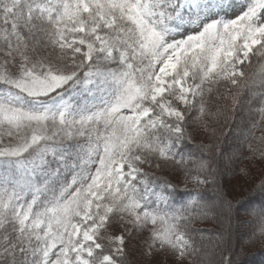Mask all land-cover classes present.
<instances>
[{"label": "snow or ice", "instance_id": "1", "mask_svg": "<svg viewBox=\"0 0 264 264\" xmlns=\"http://www.w3.org/2000/svg\"><path fill=\"white\" fill-rule=\"evenodd\" d=\"M256 163L264 0H0V264H237Z\"/></svg>", "mask_w": 264, "mask_h": 264}, {"label": "rangeland", "instance_id": "2", "mask_svg": "<svg viewBox=\"0 0 264 264\" xmlns=\"http://www.w3.org/2000/svg\"><path fill=\"white\" fill-rule=\"evenodd\" d=\"M259 136V134H258ZM199 139V137H198ZM257 147V146H256ZM247 161H243L240 164L233 165L235 168H241L245 167L247 165ZM264 166L259 165L258 163L253 164L251 167V175L247 180H241L239 176H237L235 179L229 178L225 181V188L229 190V194L235 197H241L244 196L247 192V189L251 188L253 184L258 183V181L261 178V172L263 170ZM198 227L203 226V228H213V225L211 223L206 224H199ZM245 230L241 229L240 234H242ZM211 235V234H209ZM234 242L237 245V251L241 250L239 253H237L235 259L237 264H264V243H253L251 245L244 243L243 240H236L234 238ZM251 251L252 257L250 255H246L241 262L238 261L241 255H244ZM138 256V254H137ZM160 261V264H164V258L161 256L158 258ZM141 264H150V262H141Z\"/></svg>", "mask_w": 264, "mask_h": 264}, {"label": "trees", "instance_id": "3", "mask_svg": "<svg viewBox=\"0 0 264 264\" xmlns=\"http://www.w3.org/2000/svg\"><path fill=\"white\" fill-rule=\"evenodd\" d=\"M258 134H259V132L256 133L257 136H258ZM197 139H198V137H197ZM254 146L259 147V142L257 141V142L255 143ZM263 170H264V168H263ZM260 180H261V178H260ZM260 180H259V181H260ZM259 181H258V182H259ZM208 195L211 196L212 193L209 191V192H208ZM244 196H245V195H244ZM244 196H241V197H244ZM241 197L239 196L238 198H241ZM201 227H203V226H201ZM209 234H210V233H209ZM209 234H208V235H209ZM234 244H236V243L234 242ZM240 251H241V250L237 251V248H236V252H237V253H239ZM246 255H247V256L250 255V256L252 257L254 254L252 255L251 251H249L248 253H246V254H244V255H241L238 261L241 262V260H242ZM254 256H255V255H254Z\"/></svg>", "mask_w": 264, "mask_h": 264}]
</instances>
